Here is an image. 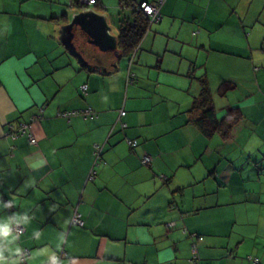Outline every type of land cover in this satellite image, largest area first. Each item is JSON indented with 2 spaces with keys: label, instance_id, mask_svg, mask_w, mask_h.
I'll return each mask as SVG.
<instances>
[{
  "label": "crops",
  "instance_id": "obj_1",
  "mask_svg": "<svg viewBox=\"0 0 264 264\" xmlns=\"http://www.w3.org/2000/svg\"><path fill=\"white\" fill-rule=\"evenodd\" d=\"M157 1L97 4L116 28L120 8ZM71 11L0 0V264L59 253L58 264H264V0H162L160 22L110 74L80 68L57 41ZM198 78L218 119L241 114L225 138L191 122ZM40 108L36 143L11 139ZM86 108L94 117H56Z\"/></svg>",
  "mask_w": 264,
  "mask_h": 264
},
{
  "label": "trees",
  "instance_id": "obj_2",
  "mask_svg": "<svg viewBox=\"0 0 264 264\" xmlns=\"http://www.w3.org/2000/svg\"><path fill=\"white\" fill-rule=\"evenodd\" d=\"M97 3H98L97 0H94L93 5H90L85 8H94L96 11L101 12L102 9ZM120 3L122 4V6L125 7L126 5L125 3L127 2H120ZM140 3H137L135 5L131 4L130 6H128V9L124 8L126 10H123V7H122L120 8V11L116 15V18H117L116 32H117V41H118V50L120 54V59L128 58L129 63L130 61H132L131 54H133L134 50H136V48L140 44L142 38L149 30L148 21H147L148 18L140 11L139 9ZM68 8L71 10L83 9V7H79L77 2L75 1L70 2V0H68ZM64 19H65L64 21H66V16H64ZM98 61L102 62L101 60H98ZM196 81L198 82L199 88H200L199 94L197 97H195L192 100L191 105L187 111L191 115V122L197 128V130L202 134V136H204L205 138H211L213 135H216V134L221 135V137L223 138L227 137L228 131L231 130L234 127V125L237 124L238 121L241 119V114L239 110L237 108L230 109L221 119H218L215 116L214 109L212 108V105H211V97H210V93L208 90L206 80L204 78H198L196 79ZM126 83L127 84L130 83L129 75L127 76ZM82 94H85V93H82ZM79 110H82V109H79ZM132 141H135V140H132ZM126 145L129 148H134L136 146L135 145L134 147H130L127 144V140H126ZM101 153H102V147H101ZM101 153H100V156H101ZM100 156L97 161H95L94 159L95 161L94 165H97V163L100 160ZM143 156H141L140 158V164L143 167L149 168L150 164L149 165L142 164L141 159ZM91 172H93L92 176L90 177L88 175V179L90 180H92L95 177V172L93 170H91ZM162 179L165 180L164 177Z\"/></svg>",
  "mask_w": 264,
  "mask_h": 264
},
{
  "label": "water",
  "instance_id": "obj_3",
  "mask_svg": "<svg viewBox=\"0 0 264 264\" xmlns=\"http://www.w3.org/2000/svg\"><path fill=\"white\" fill-rule=\"evenodd\" d=\"M113 32L108 15L94 8L69 12L56 30L57 41L80 68L104 74L119 68L118 41Z\"/></svg>",
  "mask_w": 264,
  "mask_h": 264
},
{
  "label": "built area",
  "instance_id": "obj_4",
  "mask_svg": "<svg viewBox=\"0 0 264 264\" xmlns=\"http://www.w3.org/2000/svg\"><path fill=\"white\" fill-rule=\"evenodd\" d=\"M73 1L77 2L79 7H83V8L94 4V0H70V2H73ZM161 3H162V0H158L157 3H154V4H147V3H144V2L139 4L140 11L148 18V20H147L148 21V28H150L152 25L158 24L160 22L159 7H160ZM80 90H81L82 93H85L86 86L85 85L81 86ZM42 113H43V110H42V108H40V109L37 110V112L35 114H32L30 116L28 122L20 123L18 128L16 129V131L10 133V138L11 139H15L18 136L24 135V136H26L27 141L30 144H35L36 140H35L34 136H32V134L30 132V125H31V123L41 119L42 118ZM124 114H125V112L123 110H119L116 121L118 122L124 116ZM94 115H95L94 112L90 108H86V109L70 111V112H68V111L58 112L56 114V117L64 118V119H68V118L73 117V116H81L83 118H91ZM121 127L124 128L125 125L122 124ZM127 144L130 147H134L136 145V142L132 141V140H127ZM100 153H101V147L100 146H95L94 147L95 161H97L99 159ZM141 162L144 165H149L151 163V159H150V157L145 155V156L142 157ZM92 174H93V172H90L89 176L91 177ZM71 223L73 225H77V226H82L83 225V222L80 220V215L77 212L73 213V216H72V219H71ZM10 231L12 233H15V234H20V233L23 232V228L20 227V226L15 225V226H12ZM28 253L29 252H28L27 249L22 250V252H21V254L19 256V259H20V261L22 263L26 260V257L28 255ZM192 253H193V255H192L190 261L195 263L196 260H197V254L195 253L194 249L192 250ZM61 257H62L61 253L56 254L55 256H53L49 260L48 264H58L60 259H61Z\"/></svg>",
  "mask_w": 264,
  "mask_h": 264
},
{
  "label": "clouds",
  "instance_id": "obj_5",
  "mask_svg": "<svg viewBox=\"0 0 264 264\" xmlns=\"http://www.w3.org/2000/svg\"><path fill=\"white\" fill-rule=\"evenodd\" d=\"M2 234L6 236V235H7V230L4 229V230L2 231Z\"/></svg>",
  "mask_w": 264,
  "mask_h": 264
},
{
  "label": "rangeland",
  "instance_id": "obj_6",
  "mask_svg": "<svg viewBox=\"0 0 264 264\" xmlns=\"http://www.w3.org/2000/svg\"><path fill=\"white\" fill-rule=\"evenodd\" d=\"M112 28H113V31L116 30V28H114V27H112ZM130 60H131V59H130ZM126 63L128 64L129 62H126ZM128 65H129V64H128Z\"/></svg>",
  "mask_w": 264,
  "mask_h": 264
}]
</instances>
